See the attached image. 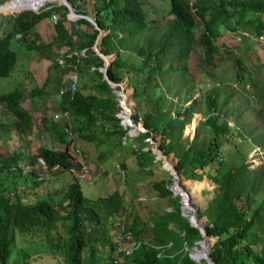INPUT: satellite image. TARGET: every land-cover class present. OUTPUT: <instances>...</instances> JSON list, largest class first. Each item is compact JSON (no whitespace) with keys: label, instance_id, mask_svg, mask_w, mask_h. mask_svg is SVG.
<instances>
[{"label":"trees","instance_id":"16d2710c","mask_svg":"<svg viewBox=\"0 0 264 264\" xmlns=\"http://www.w3.org/2000/svg\"><path fill=\"white\" fill-rule=\"evenodd\" d=\"M67 1L75 12L94 17L98 27L105 31L97 43V48L99 47V51L104 55L115 53L106 70V77L109 80L119 82L122 77L121 70L127 67L144 73L142 83L133 82L136 89L139 84L141 85L142 93H145L146 101L150 104V110L132 116L133 121L139 117L145 129L138 138L139 142L132 148L137 165L145 168L147 162L163 161L156 158L150 147L142 149L144 139L153 138V135H150L153 131L167 140L166 144L163 142L164 139L153 141V148L157 145L158 150L164 154L172 152L177 159L175 168L184 178L198 180L207 167L208 172L205 175L217 185L202 211L205 216L203 228L206 235L216 237L208 246V254L212 262L264 264V243L258 250L252 248V241L255 238L253 232H257L253 229L264 215V164L250 167L245 157H240L238 164L222 166L223 164L218 160L213 146L218 143L217 139L220 136L225 137L226 132L233 129L228 125L227 119L233 114V109L222 108L227 96L226 88H229L228 81L224 77L217 78V84H214L209 79V71H214L210 65L212 52L216 50L213 39L220 33V24L225 28L228 27L226 22L218 19L220 12L226 11L227 15L237 14L238 22L244 29L242 32L245 33L243 36L241 32L242 37L262 39L264 19L261 16L264 14V0H193L192 2L168 0L170 18H166L161 25L145 21L140 0ZM19 6L23 4L16 3V7ZM213 6H220V11H208L207 8ZM56 14L58 18L53 19ZM66 15L67 9L62 4L57 8L49 6L38 11L24 10L11 14L9 33L0 37V77H5L11 72L16 60L15 52L10 48V40L25 41L26 36L35 31L36 24L46 18L51 23L50 41L37 46L26 42L27 47L41 54L55 68L59 64L53 58L54 53L59 48L67 47L72 53L66 61H71L77 67V62L81 59L85 69L90 70L97 78V82H93L92 85L98 88L108 87L101 71L98 70L102 66V59L91 49L98 30L84 18L69 22ZM195 17L202 22L198 36L194 33ZM64 20L69 23V28L64 26ZM78 24L90 26L91 30L79 28ZM143 29L142 40L135 39V34H142ZM227 29L233 30L235 27L229 26ZM126 36L128 40L125 39ZM154 38H156L155 42ZM127 41L134 42L135 49L126 47ZM80 50H83V54L76 61L75 53ZM196 50H202V56ZM190 51L195 52V62L192 67L188 59ZM127 53L136 54L132 55L136 60L125 59ZM71 71L78 73L77 68ZM243 71L245 69L241 68L240 72H235L236 78L247 84L249 89V84L253 86L263 97L264 82L258 85L254 76L248 73L241 75ZM195 73L197 77L194 76ZM197 84L202 86L197 88ZM37 92H42L41 86L33 94ZM196 93L198 94L194 96ZM68 95L65 90V93L59 96L63 101L59 106L60 110L54 113L67 111L71 117L84 125L97 123L99 127H104L106 123L114 122L121 128L119 120L114 115L118 105L113 97L100 98L79 91L73 92L72 99H69ZM25 97L23 88L16 87L1 93L0 103L4 104L16 123L30 130L33 123L32 116L21 105ZM249 97L252 95L250 94ZM257 111L264 116V105H260L256 113ZM193 112H199L204 117L200 122L204 130L199 126L195 127L193 137L189 139L183 134V130L187 123L186 126L189 125ZM219 116L221 120H218ZM55 122L63 125L61 129L58 128L60 133L58 137L64 142L63 148L37 146L33 154L27 155L30 171H33L36 164H40L45 176L51 173L69 172L72 174V181L66 186L58 203L42 198L23 202L19 193L11 191L8 193L0 188V264L7 263L10 245L14 241V231L26 232L35 227L48 231L64 229L65 237L58 245L63 264H117L119 255L124 261L123 264H198L188 256L186 250L193 246L198 247L197 241L202 239L203 235H200L198 229L190 226L187 219L180 214V210H183L182 201L180 204L181 198L171 195L168 189L170 179L160 178L152 182L157 197L165 199L170 209L152 215L151 225L149 224L148 227L135 229L125 221L123 216L125 206L118 190L90 198L83 196L78 180L82 175L80 174L82 166H86L85 161L77 160V144L72 136V128L70 134L68 129L63 131L67 119L59 117ZM236 124L237 122H233V125L237 126ZM243 128L245 133L249 134L250 141L264 149V127L261 134L255 133L257 127ZM126 130L127 128L123 127L118 132L119 141L121 139L122 142L123 139L127 143L131 136H134L128 135ZM200 132L206 134L207 141L197 139ZM235 132L243 135L239 130ZM70 145H72L71 149ZM71 150L74 154H71ZM10 156L8 160L15 164L17 159L13 160L15 158L13 154ZM166 161L171 166L175 163L171 156ZM210 164L212 166H209ZM119 167L122 170L119 176L124 178V167L121 164ZM4 168L9 170L6 165ZM197 170H202V173H198ZM44 178L40 176L36 184ZM186 181L200 182L203 185L201 181ZM201 184L198 185L202 186ZM255 196H259V199L256 200ZM253 197L256 205L250 207ZM198 219L200 221L199 217ZM86 225L90 227L93 235L85 232ZM108 228L111 229L109 232ZM99 232L102 237V242L99 243L110 244L107 247L109 253L105 258L97 254L94 245L95 240L99 238ZM107 232L112 238L109 243ZM130 241L137 245L128 254L118 252L117 244ZM200 255L205 254L202 252ZM199 259L195 257V260Z\"/></svg>","mask_w":264,"mask_h":264},{"label":"rangeland","instance_id":"374dc122","mask_svg":"<svg viewBox=\"0 0 264 264\" xmlns=\"http://www.w3.org/2000/svg\"><path fill=\"white\" fill-rule=\"evenodd\" d=\"M25 0H16V3H21L26 6ZM29 2L30 0H26ZM141 8L146 22L155 23L161 25L166 18H170L168 15L169 1L168 0H140ZM193 0H189L192 2ZM35 0L33 7H23L17 10H11L16 8V3L9 6L6 11L0 10V37L9 33L11 25V14L18 13L24 10L38 11L40 8H46L54 6V8L61 5L60 0H42L37 3ZM11 0H0V6L10 4ZM3 8V6L1 7ZM220 6H213V8H207L210 10L220 11ZM229 10V9H227ZM226 12V11H225ZM224 11L220 12L218 19L226 22L229 26H234L235 29H227L223 25H219L220 33L213 39V44L216 50L212 52L211 68L214 71H209L210 80L214 84H217L218 79L224 77L229 83V88H226V99L222 108L233 109V114H230L227 119L233 129L226 132L225 137H219L218 143L214 145L215 154H217L218 160L223 164H238L240 157H245L249 162L250 167H257L264 164V149L253 144L248 137L249 134L245 133V128L253 129L255 127V133L261 134L264 127L263 113L259 114L256 110L260 105H264V96L262 97L256 92L253 86L249 87L244 82L239 81L235 72H240L241 68L245 71L241 75H252L255 81L259 85L264 82V30L262 33L263 38H245L241 36V32L244 30L242 25L239 24V17L236 13L232 15L225 14ZM58 18V15H54L52 18ZM264 19V14L261 16ZM66 19L70 22L75 19ZM195 35L199 34V27L202 22L198 17H195ZM63 24L66 28H69V23L64 20ZM79 28H84L86 31H90L91 27L83 24H78ZM155 32V31H154ZM156 33V32H155ZM250 34V32H249ZM245 36V33L242 32ZM254 35V34H253ZM52 36L51 23L45 18L41 20L35 26V31L26 36L25 41L10 40V48L15 52L16 60L12 67L11 72L5 76L0 77V94L8 92L16 87H22L25 93V99L22 102V106L29 111L32 116V126L30 130L26 127H22L16 123L4 107L3 103H0V188H3L8 193L9 191L19 193L23 202H32L35 199L42 198L46 200H52L58 203L66 189L69 182L72 181V174L69 172L51 173L45 176L44 170L41 169L40 164H36L33 171H30V164L27 155L33 154L35 148L39 145L48 146L54 149H62L64 142L58 137V128L61 129L63 125L59 122H55L56 118H52L54 112L59 111V106L62 103V98L58 97V87L68 84L69 78H74L75 72H70L71 69L77 68V82L74 91H79L82 94H92L97 97H107L115 100L116 94L126 97V107L130 109L129 115L132 119L134 114L140 115L141 113L150 110V104L146 101L145 93H142L141 85L136 89V85L133 82L142 83L144 79V73L136 69L125 68L121 70V83L124 91L111 87L98 88L93 86V82H97L96 76L86 70L81 59L77 62V67L72 64L71 61H65V55H70L72 51L67 47L58 49L54 53V59L60 61L61 64L55 68L49 60L43 58L41 54L37 53L34 49L28 48L26 42L30 44H41L45 41H50ZM144 37V29L142 34H135L134 38ZM128 40V37L125 38ZM156 38H154L155 42ZM34 41V42H31ZM126 47H134L135 43L127 41ZM99 48V47H98ZM53 49V46H52ZM197 53L202 56V50H196ZM54 52V51H53ZM78 56L83 54V50L77 52ZM109 55V54H108ZM132 55L134 53H127L124 58L135 59ZM138 57V56H137ZM113 58V56H112ZM189 62L192 65L195 62V52L190 51L188 55ZM136 60V59H135ZM128 61V60H127ZM140 62V60H139ZM71 66V69L69 67ZM79 68V69H78ZM101 67L98 68L100 70ZM125 70L127 72H125ZM197 77V73L195 75ZM59 85V86H58ZM41 86L42 92L33 94L36 89ZM43 86V87H42ZM202 86L197 84L196 87ZM65 88V87H62ZM127 88L129 91L127 92ZM73 91V92H74ZM253 93V94H252ZM124 94V95H123ZM196 93L194 96H196ZM252 97H249V95ZM118 97V105H119ZM176 99H174L175 101ZM122 102V99H120ZM126 103L125 101L123 104ZM133 106V109L131 108ZM132 109V110H131ZM256 109V110H255ZM119 110L123 111L121 106ZM118 110H116L117 112ZM193 116L188 126H184V135H187L189 139L193 137L195 127L199 126L201 130H204L200 122L203 120V116L199 112H193ZM221 120V116L218 117ZM258 120L260 122L258 123ZM133 121V119H132ZM233 122H237V126L233 125ZM70 129L72 128V136L75 138L77 144L76 156L80 162L85 161L86 166H82L80 170L81 178L78 180V185L81 193L85 197H94L98 195H104L112 190H118L122 196V201L125 206L124 218L128 225L133 226L135 229L148 227L151 225L150 217L154 214L161 213L162 211L169 210L170 207L165 199L159 198L156 195V191L152 187V182L160 178L170 179L168 189L171 191L172 196L182 197L185 196L189 199V202L182 201L184 218L189 216L192 219L193 208L199 207L198 216L204 220L205 216L202 214L207 201L212 197L213 190L217 185L209 179L205 174L208 172L207 167L204 168V173L201 174L200 179H187L181 178L183 186H187L186 190H183L178 185L173 184V176L171 175L172 166L165 160L164 167L163 161L153 160L147 162L145 168L139 167L135 161V157L132 153L133 146L139 142L138 138L142 134L143 128L139 117L136 121H133V129L136 131H129L137 135L131 136L130 140L125 143L122 139L119 141V134L121 128L118 124L111 122L106 123L104 127H98L97 125H84L80 121H77L74 117L68 120ZM138 125V128H136ZM68 129V126L66 127ZM128 130H132L128 128ZM239 130L243 135H239L235 131ZM153 132V131H152ZM232 132V133H230ZM254 133V134H255ZM153 138L144 139V146L153 148V141L163 140L164 137L160 134H152ZM206 134L199 133L198 140L207 141ZM232 135V136H231ZM138 136V137H136ZM243 136V137H242ZM71 136H68V138ZM141 137V136H140ZM124 142V143H123ZM166 144L167 140H163ZM201 142V141H200ZM146 143V144H145ZM72 145H70V149ZM74 154L73 151H70ZM153 153V152H152ZM14 155L16 160L14 162L9 161L10 155ZM155 156L156 153H154ZM173 160L176 157L172 152L168 153ZM158 157V156H157ZM159 158V157H158ZM161 159V158H160ZM9 161V164H8ZM123 165V171L125 177L121 178L117 171V165ZM213 164V163H212ZM210 164L209 166H212ZM5 165L9 168L5 169ZM9 165V166H8ZM215 166V165H214ZM231 166V165H227ZM226 166V167H227ZM87 171V176H86ZM84 172V173H83ZM198 173H202V170H197ZM45 178L36 184L40 178ZM183 176V175H182ZM186 180L202 181L200 182H188ZM201 184L202 186H199ZM179 188V189H178ZM178 189V190H176ZM183 192L182 196L175 195L173 192ZM179 194V193H178ZM183 196V197H184ZM256 200L259 196H255ZM180 199V198H179ZM180 201V204H181ZM256 202L253 197V202L250 207H254ZM122 214V213H121ZM199 220V219H198ZM258 224L253 229L257 232L255 238L252 241V248L258 250V248L264 243V215L258 220ZM257 223V221H256ZM108 227V225H107ZM204 227V225H203ZM86 233L93 235L92 230L88 225L84 227ZM111 230L108 228V232ZM106 233L108 243L112 238L109 233ZM105 233H103L104 235ZM65 237L63 228H57L54 231L44 230L42 228L35 227L30 231L20 232L14 231V241L10 245L9 255L6 264H63L62 253L58 248V245L62 243ZM94 238V237H93ZM216 237H207V246H210ZM102 237L95 240V247L97 248V254L101 258H105L108 252V246L110 244H100ZM128 246V242H125ZM193 248H187L186 251L192 254V260L198 264H206L205 258H201L200 254L203 249L196 251ZM209 248V247H208ZM185 249V248H184ZM196 251V252H195ZM197 253V255H195ZM199 255V256H198ZM200 258L199 260H195ZM117 264H123L124 261L119 255L117 257Z\"/></svg>","mask_w":264,"mask_h":264},{"label":"water","instance_id":"95a60500","mask_svg":"<svg viewBox=\"0 0 264 264\" xmlns=\"http://www.w3.org/2000/svg\"><path fill=\"white\" fill-rule=\"evenodd\" d=\"M60 1H61L62 5H64V6L66 7V9H67V17H68L69 19L84 18V19H86V20H87V21L93 26V28H95V29L98 30V33H97V35H96V37H95V40H94V42H93V47H94V51H95V53H96V54L102 59V61H103V63H102V67L100 68L99 71L102 72V76H103V78L105 79V81L108 83V85H109L110 87L115 86V87H118L119 91H121V90L124 91V88L121 86V85H122L121 83H119V82H117V83H116V82H112V81H110V80L106 77V70H107V68L109 67V64H110L111 60L115 57V53H112V54H109V55H104V54H102V53L99 51V49L97 48V43L99 42L101 36L105 33V31H104L103 29H100V28L98 27V25H97L96 22H95L94 17H92L91 15H89V14H80V13H77V12H75L74 8L70 5V3H69L67 0H60ZM0 5H1V4H0ZM69 13H70L71 16H69ZM112 56H113V58H112ZM187 103H188V102H187ZM118 106H120V104H119ZM128 124H129V126L134 124L133 121H132V119H131L130 117H128ZM139 126H140L141 128H143V131H145V129H144V127H143L142 125H139ZM184 129H185V128H184ZM183 132H184V130H183ZM154 133H155V132H151L150 135H152V134H154ZM151 152L155 153V149H151ZM160 155H161V156H168L169 154H164L163 152H161ZM156 158H158V157L156 156ZM174 162H175V163H173V165H172V169H173V171H174L175 174L179 177V179H180V178H183V176H182L180 173H178L177 170H176V168H175V164H176V162H177V159H175ZM162 167H163V165H162ZM180 201H181V200H180ZM205 206H206V205H203L202 208H205ZM180 208H181V206H180ZM199 209H200V208L196 206V207L194 208L193 213H195V214L198 215V211H199ZM180 214H181L182 216H184V214H183V212H182V209L180 210ZM199 218H200V217H199ZM187 221H188V224H189L190 226H193V227H195L196 229H198V231H199V233H200L201 236L203 235V236H202V239H200L199 241H197V244H198V247H201V246L204 247L205 256H206V258H205V262H206V264H214V263L212 262L210 256H209V254H208V252H209V248H208V246H207V242H206L208 236L206 235L205 230H204V228H203L204 220H203L202 218H200L201 227L194 226V225L191 223V221H190V217H189V216L187 217ZM191 248H193V249L195 250L196 247L193 246V247H191ZM188 256H189L190 258H192V254L188 253Z\"/></svg>","mask_w":264,"mask_h":264},{"label":"bare ground","instance_id":"6f19581e","mask_svg":"<svg viewBox=\"0 0 264 264\" xmlns=\"http://www.w3.org/2000/svg\"><path fill=\"white\" fill-rule=\"evenodd\" d=\"M16 0H11V3L10 4H6V5H2L3 6V8H1L2 6H0V10L1 9H4V12H10L11 10H17V9H20V8H23V7H33L32 5L33 4H30L29 2H31V3H33L35 0H30L29 2H27L26 0L24 1V2H26L27 3V5L26 6H19V7H16V8H14V9H10V11H6V9L10 6H12V5H14L16 2H15ZM38 2L37 3H39V2H41L42 0H37ZM124 95V94H123ZM120 99H122V102H120ZM120 99H119V104H120V106L122 107V109H124L122 112H124V114H125V116L127 115L128 117H130V115H129V111H130V109L128 108V107H126L129 103H127V101H126V97H125V95H124V98L122 97V96H120ZM126 102V103H124L123 104V102ZM131 108L133 109V106H131ZM131 109V110H132ZM136 128H138V126L136 125ZM131 131H135V130H131ZM154 149H155V153H156V155L159 157V158H161L162 160H163V167H164V162H165V160L170 156V155H168V156H161L160 155V153H161V151L160 150H158V146L157 145H155V147H154ZM168 163V162H167ZM171 175L174 177L173 178V184H175V185H178V186H180L183 190H186V188H187V186H183L182 185V183L180 182L181 181V178L179 179V177L175 174V172L173 171V169H172V171H171ZM202 182V181H201ZM176 190H178V189H176ZM179 193V194H178ZM183 193V192H182ZM180 191L179 192H174V194L175 195H179V196H182L183 194H182ZM184 196V195H183ZM180 197L181 198V200H183L184 202L186 201V202H189L190 200L189 199H186L185 198V196L184 197ZM189 205H190V202H189ZM191 206V205H190ZM193 211H194V208L192 209ZM198 215L197 214H195V213H193V215H192V219H190V221H191V223L194 225V226H197V227H201V223H200V221L198 220V217H197ZM200 249H203V252H204V254H205V251H204V247L203 246H201V247H199ZM198 250V248L196 249V251ZM195 251V252H196ZM195 255H197V253L195 254ZM199 256V255H198ZM200 257L201 258H206V256L205 255H200Z\"/></svg>","mask_w":264,"mask_h":264},{"label":"built area","instance_id":"2783aa9c","mask_svg":"<svg viewBox=\"0 0 264 264\" xmlns=\"http://www.w3.org/2000/svg\"><path fill=\"white\" fill-rule=\"evenodd\" d=\"M81 51V50H80ZM76 76V75H75ZM75 76L74 78L71 79L70 82H68L67 86L65 88H62V87H59L58 88V94L59 95H62L65 93V90H67V92L69 93L68 97L71 98L72 97V94H73V91L75 89V86H76V82H75ZM53 118H59V117H63L65 119H67V126H68V130H69V134H70V126H69V123H68V117H69V114L67 111H62L60 113H54L52 115ZM116 117L118 118L119 120V124L122 125L123 127L127 128L126 130V133L128 135H136L134 133H130L129 131L131 130H128L134 127V125H130L128 124V116L124 114V112H122L121 110H119L117 113H116ZM67 128H63V131L66 130ZM136 133V131H133ZM117 171L119 172V174L122 173V170L120 169V167L117 165ZM137 244H134V242L130 241L128 242V246L124 244H117L118 246V252H122L123 254H128Z\"/></svg>","mask_w":264,"mask_h":264},{"label":"crops","instance_id":"0c3cea01","mask_svg":"<svg viewBox=\"0 0 264 264\" xmlns=\"http://www.w3.org/2000/svg\"><path fill=\"white\" fill-rule=\"evenodd\" d=\"M67 18H68V17H67ZM68 19H69V18H68ZM70 22H71V21H70ZM60 49H62V50H63V48H60ZM91 49H92V50H94L93 44H92V46H91ZM68 57H70V55H68V54H67V55H65V58H64V60L66 61V58H68ZM79 57H80V56H78V54H76V53H75V58H76V61H78ZM57 62H58V64H59V65L61 64V62H60V61H57ZM102 63H103V61H102ZM101 67H102V66H101ZM71 72H74V71H71ZM101 73H102V72H101ZM75 74H76V73H75ZM76 75H78V74H76ZM102 77H103V76H102ZM71 79H72V78H69V79H68V82H70V81H71ZM103 79H104V78H103ZM104 80H105V79H104ZM110 81H111V80H110ZM75 82H77V76H75ZM106 83H107V82H106ZM107 85H108V83H107ZM58 86H59V85H58ZM59 87H66V84H64V85H61V84H60V86H59ZM59 87H58V88H59ZM108 87H110V86H108ZM58 88H57V89H58ZM111 88H115V89H116V87H115V86H113V87H111ZM59 96H61V95H59V94H58V97H59ZM72 96H73V94H72ZM120 96H121V95H119V94H116V97H115L116 101H118V97H120ZM68 98H69V97H68ZM123 98H124V97H123ZM69 99H72V97H71V98H69ZM117 105H118V102H117ZM118 111H119V106H118ZM118 111H117V112H118ZM117 112H116V113H117ZM116 113L114 114V115H115V117H116ZM116 119L118 120V118H117V117H116ZM68 120H70V115H69V117H68ZM95 125H97V126H98V124H97V123H96ZM98 127H99V126H98Z\"/></svg>","mask_w":264,"mask_h":264}]
</instances>
